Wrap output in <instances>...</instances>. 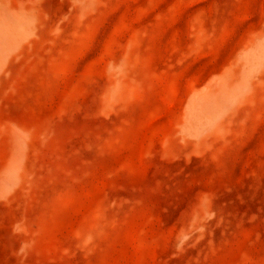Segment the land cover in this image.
Here are the masks:
<instances>
[{"label": "rangeland", "instance_id": "rangeland-1", "mask_svg": "<svg viewBox=\"0 0 264 264\" xmlns=\"http://www.w3.org/2000/svg\"><path fill=\"white\" fill-rule=\"evenodd\" d=\"M0 264H264V0H0Z\"/></svg>", "mask_w": 264, "mask_h": 264}]
</instances>
